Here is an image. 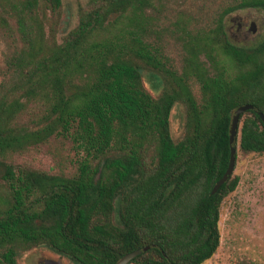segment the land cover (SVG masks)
<instances>
[{"label": "trees", "instance_id": "16d2710c", "mask_svg": "<svg viewBox=\"0 0 264 264\" xmlns=\"http://www.w3.org/2000/svg\"><path fill=\"white\" fill-rule=\"evenodd\" d=\"M168 0H76L77 21L58 36L63 0H0V264L46 246L76 264H202L219 246L222 200L239 182L225 172L234 110L237 144L264 154V35L237 45L223 8L210 26L179 16L174 68L158 36ZM162 83L157 97L142 71ZM197 85L198 95L193 91ZM184 110L174 140L169 116ZM70 141L75 169L51 173L16 156ZM236 157V153H235Z\"/></svg>", "mask_w": 264, "mask_h": 264}, {"label": "rangeland", "instance_id": "374dc122", "mask_svg": "<svg viewBox=\"0 0 264 264\" xmlns=\"http://www.w3.org/2000/svg\"><path fill=\"white\" fill-rule=\"evenodd\" d=\"M239 1L168 0L161 11L159 35H152L151 39L164 49L170 65L178 69L181 50L172 22L183 16L190 18L194 25L210 26L223 8ZM76 21V0H63L58 36L64 35ZM224 25L231 42L255 44L264 35V11L251 7L236 9L224 17ZM8 50L9 40L0 33V64ZM142 77L147 90L157 97L162 86L159 76L151 70H143ZM193 91L197 96V85L193 86ZM183 122V107L175 103L169 116L170 134L174 140L182 135ZM76 157L70 141L54 138L16 156V162L51 173H70L75 169ZM232 174L239 177V182L220 206L219 246L202 264H264V154L243 151L237 144ZM17 264L76 263L46 246H37L18 254Z\"/></svg>", "mask_w": 264, "mask_h": 264}, {"label": "water", "instance_id": "95a60500", "mask_svg": "<svg viewBox=\"0 0 264 264\" xmlns=\"http://www.w3.org/2000/svg\"><path fill=\"white\" fill-rule=\"evenodd\" d=\"M252 108V105L250 104H242L239 105L235 110L232 115L231 123H230V129H229V144H230V153H229V162L227 165V168L221 178L214 184L211 193H214L218 190L220 185L224 183L229 176L232 174L233 169H234V164H235V153H236V140H237V126H238V120L239 116L241 115L242 112H244L247 109ZM259 116L264 124V115L262 112H259ZM147 247H144L140 250H135L132 251L123 257H121L117 262L114 264H128L129 261L138 253H140L143 249H146Z\"/></svg>", "mask_w": 264, "mask_h": 264}]
</instances>
